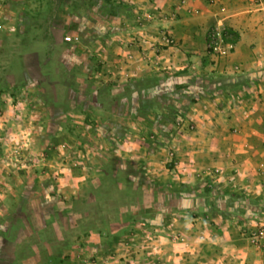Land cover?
Wrapping results in <instances>:
<instances>
[{"label": "rangeland", "instance_id": "rangeland-1", "mask_svg": "<svg viewBox=\"0 0 264 264\" xmlns=\"http://www.w3.org/2000/svg\"><path fill=\"white\" fill-rule=\"evenodd\" d=\"M142 3L0 0V264H238L209 222L225 175L178 172L190 103L214 82L160 65L174 41ZM131 51L151 52L148 73L131 76Z\"/></svg>", "mask_w": 264, "mask_h": 264}, {"label": "crops", "instance_id": "crops-1", "mask_svg": "<svg viewBox=\"0 0 264 264\" xmlns=\"http://www.w3.org/2000/svg\"><path fill=\"white\" fill-rule=\"evenodd\" d=\"M142 1L144 8H158L157 25L174 41L173 47L163 48L157 56L160 65L186 67L187 72L211 82L250 79L237 87L215 89L213 85L195 93L189 116L195 128L185 140L189 146L184 148L181 143L177 149L182 164L178 172L196 184L202 181L200 172L207 168L225 175V183L215 182L212 190H207L211 226L220 220L225 227L222 238L230 236L235 242V249L222 252L237 253L238 264H264V235L260 244L247 246L240 234L247 218L254 219L252 228L264 225V4L252 5L249 0ZM213 28L237 36L224 57L207 51L208 33ZM129 54L131 76L148 73L151 52ZM232 183L239 185L242 193L233 190ZM229 199L237 202L230 210L225 203ZM247 202H255L252 206L258 205V212L247 211ZM219 203L222 207H217Z\"/></svg>", "mask_w": 264, "mask_h": 264}, {"label": "built area", "instance_id": "built-area-1", "mask_svg": "<svg viewBox=\"0 0 264 264\" xmlns=\"http://www.w3.org/2000/svg\"><path fill=\"white\" fill-rule=\"evenodd\" d=\"M252 5H263L264 0H249ZM228 37H230L226 30H220L217 28H213L208 33V39H207V51L215 55L217 57H224L228 55L232 48L233 44L230 41H227ZM160 39L164 41L166 45H172L173 39L170 38L165 32H161ZM66 41H70L71 37H65ZM207 176L209 179H213L215 176H219V170L213 169L207 171ZM235 189H239V187L234 186ZM264 234L263 229L260 230L258 233L254 234L255 242L257 244L261 243L262 236Z\"/></svg>", "mask_w": 264, "mask_h": 264}, {"label": "trees", "instance_id": "trees-1", "mask_svg": "<svg viewBox=\"0 0 264 264\" xmlns=\"http://www.w3.org/2000/svg\"><path fill=\"white\" fill-rule=\"evenodd\" d=\"M226 33L230 36V37H228L227 41L235 42L237 40V36L233 32H231L229 30H226ZM230 81H228L226 79H222L221 81L214 82L213 84L214 85L218 84V86L219 87L222 86V88H224L225 86L237 87V86H239L241 84H247L250 81V79L246 78V77L245 78L243 77L242 80L236 79V80H234L233 83L230 82Z\"/></svg>", "mask_w": 264, "mask_h": 264}]
</instances>
